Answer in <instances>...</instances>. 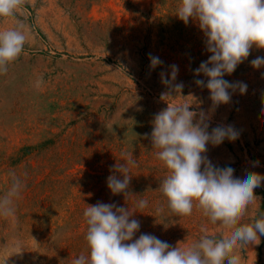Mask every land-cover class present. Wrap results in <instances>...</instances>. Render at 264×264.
<instances>
[{
    "label": "rangeland",
    "instance_id": "374dc122",
    "mask_svg": "<svg viewBox=\"0 0 264 264\" xmlns=\"http://www.w3.org/2000/svg\"><path fill=\"white\" fill-rule=\"evenodd\" d=\"M180 0H26L15 18L0 29L24 25L23 54L0 75V195L15 171L25 187L16 201L15 219L0 217V264H71L87 254V206L128 207L140 222L133 237L149 234L175 247L195 242L201 229L217 232L199 210L191 216L169 214L159 191L167 170L156 158L151 132L155 115L169 103H191L190 111L207 114L208 132L232 126L239 136L205 155L218 167H232L234 177L264 176V66L249 57L223 79L247 84L228 104L214 106L206 87L197 86L195 70L211 55L198 22L175 14ZM149 54L163 62L150 67ZM177 93L162 83L161 73ZM231 92V89L229 90ZM131 154L127 194H113L114 166ZM258 162V164L254 163ZM242 223L264 211V181ZM148 201L139 209L136 202ZM157 207L164 214L156 215ZM240 251L242 264H264V236ZM22 242L23 249L12 243Z\"/></svg>",
    "mask_w": 264,
    "mask_h": 264
},
{
    "label": "clouds",
    "instance_id": "9594fccd",
    "mask_svg": "<svg viewBox=\"0 0 264 264\" xmlns=\"http://www.w3.org/2000/svg\"><path fill=\"white\" fill-rule=\"evenodd\" d=\"M26 0H0V20L15 18ZM185 24L197 21L206 37L209 59L200 64L195 75L207 77L195 80L197 86L206 87L214 106L228 104L232 93L245 94L247 84L223 79L250 55L251 49H264V0H180L175 14ZM27 35L24 25L0 29V75L6 74L13 62L24 52ZM150 67L163 62L149 54ZM251 66H264V56L251 61ZM171 79L161 73L162 83L171 85L179 93L183 84H173L178 67L172 65ZM231 89V92L229 91ZM191 103H169L155 115L150 134L156 158L167 170L159 191L166 200L169 214L177 217L191 216L199 210L217 232L201 229L195 242L179 243L173 247L149 234L133 237L140 222L130 219L134 212L128 207L96 203L83 212L86 221L87 254L81 253L71 264H242L240 251L250 243H258L264 236V211L242 223L249 207L257 197L254 189L260 187L264 176L248 172L243 179L234 177L232 167L218 168L208 160L207 145L221 144L225 139L234 141L239 133L232 126H217L208 132V117L201 110L190 111ZM123 163L114 166L123 177L110 175L107 186L113 194H127L130 169L136 161L125 154ZM258 164V162L254 163ZM9 185L0 195V217L15 219L16 201L25 187L15 171H9ZM148 201L140 199L136 207L144 209ZM156 215L164 214L163 207L155 209ZM12 247L23 249L15 240Z\"/></svg>",
    "mask_w": 264,
    "mask_h": 264
}]
</instances>
